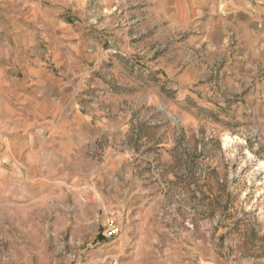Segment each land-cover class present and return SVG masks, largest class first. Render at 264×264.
<instances>
[{
    "label": "rangeland",
    "instance_id": "obj_1",
    "mask_svg": "<svg viewBox=\"0 0 264 264\" xmlns=\"http://www.w3.org/2000/svg\"><path fill=\"white\" fill-rule=\"evenodd\" d=\"M1 58L0 264H264V0H0Z\"/></svg>",
    "mask_w": 264,
    "mask_h": 264
},
{
    "label": "crops",
    "instance_id": "obj_2",
    "mask_svg": "<svg viewBox=\"0 0 264 264\" xmlns=\"http://www.w3.org/2000/svg\"><path fill=\"white\" fill-rule=\"evenodd\" d=\"M9 63L10 59H0V116L5 114L6 117L15 104H18L20 101L29 100V96L23 91L24 83L20 79H16L19 85L14 81L15 78L11 75ZM15 85L22 88L16 87L15 89ZM61 123L60 121L54 125H50L52 137L59 136Z\"/></svg>",
    "mask_w": 264,
    "mask_h": 264
},
{
    "label": "built area",
    "instance_id": "obj_3",
    "mask_svg": "<svg viewBox=\"0 0 264 264\" xmlns=\"http://www.w3.org/2000/svg\"><path fill=\"white\" fill-rule=\"evenodd\" d=\"M118 226L115 224L114 221L111 222V226L108 228V231L106 233V236L112 238L114 236H117L118 234Z\"/></svg>",
    "mask_w": 264,
    "mask_h": 264
}]
</instances>
